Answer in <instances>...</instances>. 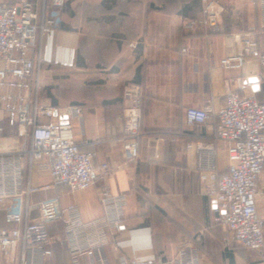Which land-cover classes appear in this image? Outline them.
<instances>
[{
    "label": "crops",
    "instance_id": "obj_1",
    "mask_svg": "<svg viewBox=\"0 0 264 264\" xmlns=\"http://www.w3.org/2000/svg\"><path fill=\"white\" fill-rule=\"evenodd\" d=\"M218 1L227 7L220 28L190 30L184 20L201 14L202 0H66L60 28L39 34L35 51L47 58L36 74L40 101L60 112L80 105L82 120L70 117L66 132L82 150L95 153L96 164L106 161L112 169L95 185L70 191L53 182L47 159L26 160L25 184L49 185L30 193L31 218H39L40 200L57 194L62 205L77 204L85 220L101 215L103 186L128 197L122 228L80 264H119L121 253L140 264L170 259L185 241L200 250L202 264H257L264 258V250L240 245L226 225L214 221L211 200L201 191L195 166L200 147H215L220 173L228 166L227 143L215 138L217 119L208 125L185 122L186 107L215 112L230 90L264 96V81L253 89L248 80L261 76L257 56L238 69L221 65L222 57L242 52L241 32L260 25V0ZM128 83L144 89L140 154L134 161L126 160L123 149ZM56 112L43 120L60 119ZM24 145L15 136H0V152ZM258 189L257 206L264 214V174ZM0 225L7 226L3 209ZM48 229L55 243L45 264H73L62 222H51ZM12 264H20L19 256Z\"/></svg>",
    "mask_w": 264,
    "mask_h": 264
},
{
    "label": "built area",
    "instance_id": "obj_2",
    "mask_svg": "<svg viewBox=\"0 0 264 264\" xmlns=\"http://www.w3.org/2000/svg\"><path fill=\"white\" fill-rule=\"evenodd\" d=\"M66 0H14L0 4V108L18 125L21 134H30L31 142L17 150L0 152V209L4 210L7 226L0 225V264H12L19 256L20 264H45L52 255L55 237L48 224L60 220L64 238L73 264L81 257L111 241V232L120 230L128 203L126 193H114L102 187V213L85 220L75 203L61 204L59 194L46 197L37 204L39 218H31L30 193L48 188L26 185L25 161L32 164L39 159L50 163L53 182L66 185L70 191L87 189L111 173V165L95 163L93 151L82 150L67 124L50 118L55 111L82 120L80 105L59 108L40 101L37 82L38 67L47 58L36 52L39 34H52L62 20L51 13L65 5ZM227 7L218 0H202L201 14L186 18V29L218 30ZM261 23L241 32L243 50L221 59L227 69L243 67L247 57L257 56L261 76L251 82L261 87L264 81V0H260ZM263 37V49L261 38ZM144 89L140 83H128L124 89L126 138L124 156L128 161L139 157L140 123ZM217 119L216 140L227 143L228 166L219 172L213 145L197 150L196 169L199 171L201 191L213 205L214 221L227 226L234 239L243 246L264 250V214L257 206V194L264 174V101L256 92L241 94L230 90L224 104L215 112L188 106L187 125H208ZM2 127L0 126V131ZM9 199L10 202L5 204ZM119 264H140L138 259L121 253ZM92 263V262H91ZM97 264V263H93ZM100 264H104L101 260ZM147 264H202L200 250L185 241L170 259H157ZM257 264H264V258Z\"/></svg>",
    "mask_w": 264,
    "mask_h": 264
},
{
    "label": "rangeland",
    "instance_id": "obj_3",
    "mask_svg": "<svg viewBox=\"0 0 264 264\" xmlns=\"http://www.w3.org/2000/svg\"><path fill=\"white\" fill-rule=\"evenodd\" d=\"M14 0H1L0 3H10ZM64 6L60 9H56L55 12L51 13L57 20L62 18V12H63ZM259 98H263L264 96H259ZM0 126L2 127V130L0 131V136H6V135H12L15 136L17 140L20 141V143L27 145L29 142V133L28 134H21L18 130L17 123L15 121H12L10 117H8L0 108ZM63 231L61 229V235H63Z\"/></svg>",
    "mask_w": 264,
    "mask_h": 264
},
{
    "label": "water",
    "instance_id": "obj_4",
    "mask_svg": "<svg viewBox=\"0 0 264 264\" xmlns=\"http://www.w3.org/2000/svg\"><path fill=\"white\" fill-rule=\"evenodd\" d=\"M258 78H259L258 76L254 75V76L249 77L248 80L251 81V82H255V81L258 80ZM257 88H258L257 85H255L253 87V89H257ZM56 114H58V112H56ZM59 116H60L61 122L63 124H68L69 123V115L68 114H60Z\"/></svg>",
    "mask_w": 264,
    "mask_h": 264
},
{
    "label": "trees",
    "instance_id": "obj_5",
    "mask_svg": "<svg viewBox=\"0 0 264 264\" xmlns=\"http://www.w3.org/2000/svg\"><path fill=\"white\" fill-rule=\"evenodd\" d=\"M13 2H14V1H13ZM13 2H10V3H8V4H11V3H13ZM64 6H65V5H64ZM62 21H63V20L60 21L58 28H60V26H61V24H62Z\"/></svg>",
    "mask_w": 264,
    "mask_h": 264
}]
</instances>
